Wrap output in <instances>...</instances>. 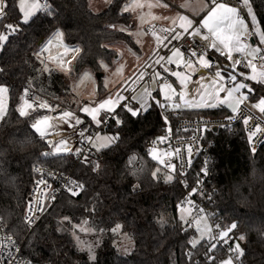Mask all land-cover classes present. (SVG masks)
I'll return each mask as SVG.
<instances>
[{
  "label": "trees",
  "instance_id": "16d2710c",
  "mask_svg": "<svg viewBox=\"0 0 264 264\" xmlns=\"http://www.w3.org/2000/svg\"><path fill=\"white\" fill-rule=\"evenodd\" d=\"M92 1L44 0L55 13L45 16L39 12L37 16L42 22L22 25L19 36L11 37L0 53V86L8 88L7 110L0 121L2 221L23 244L24 257L37 264H91L90 247L97 256L96 264H218L217 258L226 257L225 251L218 250L217 257H212L205 242L191 248L189 242L196 235L194 227L183 225L178 218L183 189L176 181L165 182L149 156V143L166 133L158 106L138 118L123 108L116 111L107 131L119 139L100 150L99 168L95 170L89 165H75L72 153L43 155L48 144L32 125L47 113L45 109L19 115L31 82L42 96L65 106L71 103L67 76L55 69L45 70L46 66L41 70L39 53L57 31L63 33L66 45L80 50L69 73L72 80L86 72L103 76L104 68L115 66L117 46L138 51L129 33L135 28L133 16L123 11L133 0H113L99 12L92 8ZM7 4L3 23H20L18 0H7ZM253 8L258 19L264 17V0H253ZM4 32L0 25V34ZM102 79L97 78L99 95L104 91ZM250 86L255 89L250 102L264 98V83L251 82ZM176 113L174 123L179 119L229 115L222 108L184 109ZM211 139L212 175L207 184L211 209L224 222L237 223L236 239L245 237L242 264H264V143L252 151L242 129L233 133L221 130L212 134ZM38 164L65 172L74 169V177L84 189L75 196H61L49 215L28 234L25 210L35 180L34 167ZM82 223L94 232L82 239L83 247L73 236V225ZM117 225L133 239V250L127 256L115 247L118 235L112 229ZM190 250L189 260L185 254Z\"/></svg>",
  "mask_w": 264,
  "mask_h": 264
},
{
  "label": "built area",
  "instance_id": "2783aa9c",
  "mask_svg": "<svg viewBox=\"0 0 264 264\" xmlns=\"http://www.w3.org/2000/svg\"><path fill=\"white\" fill-rule=\"evenodd\" d=\"M209 1V0H208ZM221 2L228 3L232 6L241 9V16L244 18L245 23L251 27L250 20L247 17L246 10H243L241 0H221ZM253 6V0H250ZM169 6L178 9V6L172 2H168ZM254 10V8H253ZM145 30L149 35L159 36L161 42L153 49V51L147 56V58L140 63L113 91L112 94L116 100L119 101V109L122 105H135L136 100L132 99L133 96H137L138 93L144 89H148L151 83H155L156 87L159 84H170L171 78L158 80V73L163 72L165 74L168 70L167 58L173 52L179 50L187 58L188 62L196 65L198 68L206 69L207 71L213 70L215 61L210 60L212 54L211 39L205 41L203 37H193L190 33L185 32L179 26L168 27L161 22H152L145 26ZM174 35H178L179 38L173 39ZM51 43L53 41L51 40ZM47 44H50L49 42ZM192 50H196L197 53L203 52L205 58L209 61L210 66L204 68L198 62V57L191 55ZM40 56H44V50L40 51ZM164 59H161V58ZM262 56L256 57L253 63L257 67H264V59ZM47 64L44 59L41 70L45 68ZM246 61L243 59L240 61V68L244 69ZM151 77V79H150ZM151 96L154 92L150 90ZM120 99H117V97ZM23 101L33 104V110L39 108L34 102L46 103L49 107L43 108L51 114L60 115L64 110L72 112L74 117H78L83 123L76 125L74 119H72L67 126L65 138L70 142V148L75 158V165L85 164L94 168V165H99L101 158L100 151H97L96 147H92L95 144L96 139L101 134H108L107 127L114 114H106L103 122L100 125H96L92 120L83 116L79 111L73 110L70 106H65L61 103L48 99L42 96L38 89L34 86V82H31L29 87L24 93ZM161 114H166L169 117L166 126V133L149 143V152H157L159 159L153 160L157 165V168L164 173L173 177L171 181H176L183 189V199L178 203V211L190 212L191 220L190 227H194L195 223L201 220L204 216L208 217L213 227V240L205 242L208 251L212 250L211 256L217 257L218 250L226 252L228 258H232V264H242L241 258L235 259V253H230L229 245H233L236 240L235 229L229 233V243L225 244L215 237L218 236L221 230H226L231 224L226 223L218 216V214L211 209L212 201L207 193V184L211 179V167H210V148L213 146L214 141L211 139V135L218 133L221 130H225L229 133H233L239 129H242L245 134V140L249 147L252 149L255 147V151L264 143V132L258 133L256 137L250 142L248 139L249 130H255V126H259L264 129V115L254 112L250 107L244 105L236 113H231L225 118H208V119H179L177 123L173 122V117L178 113L170 111L169 107L167 112L159 107ZM235 118L232 120L226 119L227 117ZM251 116L249 124H244L243 119ZM81 129L85 130L84 137L80 136ZM170 129V131H169ZM206 129V130H205ZM88 136H92L93 140L91 144L87 140ZM164 137L163 142H159V138ZM198 138V139H197ZM49 149L51 148L50 142L46 140ZM192 146V155L190 157L191 163H189V156L187 154V147ZM46 152H50V150ZM79 149L81 155H76L75 150ZM176 149L180 151L177 153ZM254 151V152H255ZM87 158V159H86ZM207 161V168L209 169L207 175L201 173V168L205 166ZM173 166L175 170H173ZM184 173L179 175V173ZM74 169L70 172L54 169L42 164H38L34 167L35 180L31 188L30 198L28 200L25 210V223L28 228V234L32 233L40 222L49 215L52 207L57 203L59 198L63 195H71L68 191L69 181L73 182L74 190L77 194L81 193L84 189L75 188V184L79 183L74 177ZM200 181V183H198ZM81 184V183H80ZM193 189L197 191L193 193ZM76 194V195H77ZM42 208V211L37 209ZM30 209L32 212L30 213ZM237 224V223H236ZM0 264H37L24 257L23 244L11 234L0 216ZM9 238L11 243H9ZM216 243L215 249H210L211 244ZM14 246V247H13ZM242 247L244 245L242 244ZM197 261V260H195ZM221 259L217 258V263Z\"/></svg>",
  "mask_w": 264,
  "mask_h": 264
},
{
  "label": "crops",
  "instance_id": "0c3cea01",
  "mask_svg": "<svg viewBox=\"0 0 264 264\" xmlns=\"http://www.w3.org/2000/svg\"><path fill=\"white\" fill-rule=\"evenodd\" d=\"M168 2H172L178 6V9H174L169 6ZM160 7L159 9H155L153 13V17L156 18L154 22H161L162 24L173 27L185 25L188 27V33H191L192 28L191 26L187 25V20H192L196 23L200 22L206 15L207 9L209 7L208 0H159ZM166 5V6H165ZM186 18V19H183ZM152 23V22H151ZM150 24V23H149ZM248 25L247 23H245ZM238 26V21L235 16L232 19V30H235V27ZM249 27V26H248ZM182 28V27H181ZM184 29V28H182ZM130 35L134 39L135 43L138 46V51H133L126 46L120 45L116 47V51L118 53V58L115 63V66L112 69L107 68L104 70V74L102 76V80L106 77L105 74L111 75V73L115 70L116 66L119 62L124 64L123 67L118 68L120 69V74L115 76L114 78H108L109 81L105 85L103 82L104 91L102 95H99V92L96 94L95 101L96 107L93 110L98 109L100 104H105V108L101 109L98 112V118H103L106 114H115L116 111L119 109V101L116 100L112 94V91L140 64L142 63L147 56L153 51V49L161 42V38L159 36L149 35L145 28L142 32L136 31L134 28L132 31H129ZM219 37L221 39L228 37L229 30L225 27H221L218 30ZM208 36L212 43H217L218 48L212 47V54L210 60H214L217 62L216 67L211 70L207 71L206 69L198 68L196 65L192 64L191 67L188 66V60L186 56L179 51L180 55L176 56L170 54L168 57H171V62L167 59V66L168 70L165 74L163 72L158 73V80L167 78L168 76L171 78L170 84H159L157 87L155 83H151L148 87V91L150 90L154 92V95L151 97L156 98L161 103L167 104L170 111L177 112L179 110L184 109H191V108H203V109H225L229 112V114L233 113L232 107L230 105L234 104L236 101V94L232 97H228L226 92L220 91L221 87L224 88H231L232 82L226 80L228 72L235 70V72L244 73L245 75H256L257 80H247L245 81L247 84L258 82L260 79L259 74L264 72V67L260 68L255 66V71L252 68L245 67L241 69L239 64H234L233 61H241L245 60L246 64L253 60L256 57L264 56V51L259 54L253 53L249 50L248 47H244L243 50L237 51L235 48H225L224 45L219 44V40L217 39L216 35H213L208 32L207 29H203L201 34L196 37L201 36ZM241 36L243 37V32H241ZM53 43L46 44L43 47L45 59L47 61L46 66H50L48 69H55L57 68L60 62H64V59H69V61L73 60V65H71V69L74 67V62L76 57L78 56L79 52L75 51V48H72L65 44L63 35L59 38L53 37ZM258 37L252 38L249 37L246 41L242 40V43L251 45L252 47H259L264 49V45H259L257 43ZM211 43V45H212ZM219 49V50H218ZM123 50V56L119 53V51ZM230 53L232 59L229 60L227 58V54ZM122 57H121V56ZM68 61V62H69ZM219 61V62H218ZM254 64V63H253ZM255 65V64H254ZM54 66V67H53ZM56 66V67H55ZM205 68V67H204ZM109 69V70H108ZM224 70L222 73V77H216L215 73L220 70ZM58 71V70H57ZM88 73V72H86ZM173 73H177V75H173ZM85 74V73H84ZM83 75V74H82ZM243 76H237V80H243ZM165 85H170L167 87ZM145 90V89H144ZM140 91L137 96L143 93ZM242 92L246 93V90H242ZM180 96H183L184 99L180 100ZM250 97V96H249ZM74 97H71L70 107L73 108L75 111H79L83 116L87 117L91 120V116L88 113L82 111L83 108L88 106L83 101L80 103L79 107L77 106L78 101L72 102ZM8 94L7 97L3 100L4 103L7 105ZM106 101L112 102L110 106L114 109V112H108L107 109L109 107ZM193 101L196 104H200L203 101L204 104H214L216 107H193L191 106ZM221 101H226L225 103L221 104ZM179 103L181 107L179 109L175 108V104ZM113 104L115 105L113 107ZM137 105V102L136 104ZM250 107L254 112H258L259 114H263L260 111H256L252 105L254 103L250 102L248 99L247 101L240 103L238 110L242 106ZM138 106V105H137ZM78 107V109H77ZM91 109V107H90ZM74 115V114H73ZM62 117V116H61ZM61 117L58 120H61ZM68 123L63 124V132H57L52 135L44 136L46 140L50 142L51 149L54 151V146L58 144L59 141L65 140L68 143V147H70V142L67 138H65V132L67 129ZM35 129V128H34ZM38 133V132H37ZM40 135V134H39ZM67 153V152H65ZM62 153V154H65ZM60 155V154H59Z\"/></svg>",
  "mask_w": 264,
  "mask_h": 264
},
{
  "label": "snow or ice",
  "instance_id": "6c2138e0",
  "mask_svg": "<svg viewBox=\"0 0 264 264\" xmlns=\"http://www.w3.org/2000/svg\"><path fill=\"white\" fill-rule=\"evenodd\" d=\"M106 2L111 3V0H106ZM242 3V7L243 10H246L247 13V17L250 20V24L251 27L249 28L248 25L245 24L244 18L241 16V9H238L235 6H232L228 3L225 2H221V0H209V7L207 9L206 15L205 17L198 23L192 21V20H187V25L191 26L192 31H191V35L193 37L199 36L201 34L202 28L203 29H207L209 33L216 35L217 39L219 40V44L224 45L225 48H235L237 51H241L243 50L244 47H248L250 51H252L253 53L259 54L262 51H264V49H261L259 47H252L251 45L248 44H244L242 43V40L246 41L249 37L255 38L258 37V41L257 43L259 45H264V27H258V24L260 25H264V17H261L258 19V15L254 12L253 10V6L250 2V0H241ZM156 6H160L159 3H157ZM166 6V5H165ZM8 7L7 4V0H0V25L3 26V28L5 29V32L3 34H0V53H2L6 47V45L8 44V42L10 41L11 37L13 36H19V34L22 32V25H27V26H31V25H35L38 23L39 21V17L37 16L38 12H44L45 16H50L53 15L55 13V9L50 7V4L48 2H45L43 4L34 2L31 5H25L23 0H21V10L23 12V18L22 21L20 23H17L15 25L13 24H4V18L6 17V9ZM133 7H140L139 4L134 5ZM131 9L129 8L128 5H125L124 7V11H130ZM233 16L236 17L237 21H238V26L235 27V30H232V19ZM186 19V18H183ZM42 22V21H39ZM114 27V26H113ZM182 28H184V31L187 32L188 31V27H186L185 25H181ZM221 27H225L229 30V35L226 38L221 39L219 37V33L218 30ZM121 31H124V29H120ZM241 32H243V37L241 36ZM63 35V33H61L60 31H57L54 36L59 38ZM173 39H177L179 38L178 35H174L172 37ZM203 39L205 41L208 40V36H204ZM49 43H51V41H49ZM213 48H218L217 43H212L211 45ZM219 50V49H218ZM76 52H79L80 50L77 48L75 49ZM173 55L179 56V50H177L175 53H173ZM191 55L193 57H198V62L201 66L207 68L210 66L209 61L205 58V55L203 52L197 53L196 50H192ZM227 58L229 60L232 59V56L230 53L227 54ZM161 59H164L163 57ZM169 60V62H171V57L167 58ZM261 59H264V56L261 57ZM234 64H240V61H233ZM188 66L191 67L192 66V62L189 61L188 62ZM245 67H249L252 68L253 71H255V65L249 61ZM45 70H47V68H45ZM224 72V70H220L217 71L215 73L216 77H222V73ZM173 75H177V73H173ZM237 76H243L244 79L243 80H237ZM260 79H259V83H264V72L259 74ZM226 80L231 81L232 82V87L231 88H224L221 87L220 91H224L226 92L228 97H232L234 94H236V101L234 104L230 105L232 107V111L233 113H236L238 111V107L240 103H243L245 101H247L249 99V96L252 95L255 92V89L252 88L249 84H247L245 81L247 80H257L256 75H245L244 73H240V72H235V70L228 72L226 77H224ZM151 79V77H150ZM167 87H170V85H165ZM242 90H246L245 92H242ZM8 91L7 87H0V93H6ZM117 99H120V97L118 96ZM132 99L137 101V105H128V104H124L122 105V108L124 110H126L132 117H141L143 115H145L150 109H152L153 107H160L164 110V113L167 112V108L168 105L161 103L159 100H157L154 97H151V94L149 93V91L147 89H145L143 91L142 94H140L139 96H133ZM184 97L180 96V100H183ZM226 101H221V104L225 103ZM39 108H48L49 106L46 103L43 102H34ZM105 103L109 104V107L107 109L108 112H114V109L110 106L109 101H106ZM193 107H216V105L214 104H204L203 101H201L200 104H196L194 101L192 103ZM181 107V105L179 103L175 104V108L179 109ZM252 107L254 108H258L259 111L261 113H264V98H260L258 100V102L254 105H252ZM25 108H33V104L32 103H28L27 101H25L24 106H22L19 109V115L20 116H26L27 112L25 111ZM105 108V104H100L98 109H90V108H83L82 111H84L85 113H88L91 116V119L93 121H95L96 123H101L103 122L102 118H98V112L101 109ZM3 114V109L2 107H0V115ZM118 116V114H117ZM235 117H227L226 119H228L229 121L234 119ZM61 119L65 120V122H70L72 119H74V122L76 125H79L81 123H83V121H81L78 117H74L72 112L66 111L62 114ZM162 119L165 121V124L167 126V122L169 120V117L166 114H162ZM250 119H252L251 116L244 118L243 119V123L244 124H249ZM118 123H122V121H117ZM41 125H44L45 127L50 126L49 125V118L47 116L43 117L42 120H38L35 124L32 125L33 128H35V130L37 132L40 133L41 137H44L46 135L45 131L42 130ZM206 130V129H205ZM170 131V129H169ZM264 132V129H261L259 126H255V130L250 129L249 130V136L248 139L251 142L253 140L254 137H256V135L258 133H262ZM80 136L84 137L85 134V130L81 129L80 131ZM119 137L113 136V137H105L104 140L102 142H100L98 145L93 144L92 147H96L97 151L103 150L105 148H108L111 146L112 143H114L116 140H118ZM164 137L159 138V142H163L164 141ZM198 139V138H197ZM87 140L89 141V143L91 144L93 137L92 136H88ZM73 150L68 147V143L65 140H61L58 142V144H56L54 146V151L52 152H45L43 153L44 156H55V155H59L65 152H72ZM180 150L176 149V152L178 153ZM187 154L189 156V163H191V155H192V146L189 145L187 147ZM252 151H255V147L253 146ZM75 154L76 155H81V152L79 149L75 150ZM87 159V158H86ZM99 165H94V170L98 169ZM173 170H175L174 166H173ZM209 169L207 168V161L205 162V166L201 168V173L203 175H207L208 174ZM184 173H179V175H183ZM155 175V173L153 174ZM173 179L172 176H168L165 179V182H169ZM198 183H200V181H198ZM73 182L69 181V187H68V191L71 193V195L75 196L77 194V192L74 190V187L72 186ZM138 187V186H136ZM75 188H79V189H83V184L77 183L75 184ZM135 190V188H134ZM197 190L193 189V193H195ZM43 209H37V211H42ZM30 213L32 212V209L29 210ZM65 219H67V217H65ZM237 224L233 223L231 224L226 230H221L218 234L217 237H215V239H218L219 241H222L225 244L229 243V233L232 232L234 229L237 228ZM3 225H0V228H2ZM120 228L119 225L116 226V228L112 229L113 232L117 231ZM244 236H240L239 240H244ZM203 239V236H201L199 239L197 238H193L192 240H190V245L191 248H196V246L200 243V240ZM9 243H11V240L9 238ZM98 247V245H96ZM14 247V246H13ZM217 247L216 243L211 244L210 249H215ZM123 251L125 253H127L129 251L128 248H124ZM229 251L230 253H235V259L239 260L243 255H244V250L240 247L239 243H235L234 246L233 245H229ZM186 257L190 260L192 257V252L191 250L189 252H187ZM209 259H212V257H209ZM89 260L91 262V264H96V260H97V256L95 255L93 248L90 247L89 248ZM224 264H232V258L230 257L229 260L225 261Z\"/></svg>",
  "mask_w": 264,
  "mask_h": 264
},
{
  "label": "rangeland",
  "instance_id": "374dc122",
  "mask_svg": "<svg viewBox=\"0 0 264 264\" xmlns=\"http://www.w3.org/2000/svg\"><path fill=\"white\" fill-rule=\"evenodd\" d=\"M112 1L113 0H111V2ZM23 2L25 5H31L34 2L43 4L44 0H23ZM157 3H159V0H133L128 5L129 8L131 9L130 11H124V8H123L124 12H128V13L132 14L136 31L142 32L147 24L156 21L155 20L156 18L153 17V13H154L155 9L158 10L160 7V6H156ZM109 4L110 3L106 2V0H93L92 1V8L95 11L99 12V11L105 10ZM137 4H139L140 7H133L134 5H137ZM18 8H19V11L21 12L22 18H23V12L21 10V0H18ZM258 27H259V24H258ZM119 53L122 55L124 52H123V50H121V51H119ZM40 59H41L42 66H43V62H44L45 57L40 56ZM63 61L64 62H60L58 64L56 70L65 74L67 76V78L70 80L71 90H72V96L71 97H74L72 102H76V100H77L78 101L77 106L79 107V105H80L79 101H80V103L83 101V103H86L88 108H90V107H91V109L95 108L96 107L95 97H96V94L98 93L97 75L96 74L94 75V74L88 72V73L81 75L78 79L72 80L69 73L71 71V65H73V60L71 59L69 61V59H64ZM123 66H124V64L122 62H119L118 65L116 66L115 70L111 73V75L106 73L105 74L106 77L103 80L104 84L105 85L107 84V82L109 81L108 78L111 79V78H114L115 76H118L120 74L119 73L120 69H118V68H121ZM46 67H47V69L50 68L49 65ZM107 68L108 67L104 68V70L105 69L107 70ZM103 74H104V72H103ZM0 87H5V86H0ZM7 94H8V91L6 93H0V107H2V109H3V114L0 115V121L2 120V118L5 115L6 110H7V105H6V103L3 102V100L7 97ZM257 102H254V104H256ZM24 104H25V102L23 101L22 104L20 105V108L22 106H24ZM114 106L115 105L113 104V107ZM78 107H77V109H78ZM201 109H203V108H191V110H201ZM254 109H256V111H259L258 108H254ZM25 111L28 113L29 112L28 108H25ZM64 112H66V110L61 112L60 115L51 114L50 112H47L43 116V117L47 116L49 118V125H50L48 127L41 125L42 130L45 131V133H46L45 136L52 135V134H55L57 132H63L62 127H63V124H65L66 122L63 119L58 120V118H60ZM43 117L39 118L38 120H42ZM103 119H104V117L102 118V120ZM93 122L96 125L101 124V123H96L95 121H93ZM67 123H69V122H67ZM38 134H40V133L38 132ZM105 137H113V136L108 135V134H101L96 139L95 145H98L100 142H102ZM49 150H50V152H52L51 148ZM149 156L155 161H157L159 159V155L157 152L150 151ZM157 173L164 180L166 179V177L169 176V174L164 173L160 169H157ZM155 175L157 176V174H155ZM178 218L182 222L183 225H185L187 227L191 226V224H190V220H191L190 212L179 210L178 211ZM194 230L196 232V235L194 238L199 239L201 236H203V239L200 240L199 244L213 240V227H212V224H211L208 217L204 216L201 220L197 221L194 225ZM115 232L118 235L117 240L115 242L116 249L123 256L129 255L133 250V239L127 233L122 232L121 227ZM91 234H94V232H93V230H91L87 226L86 223L73 225L74 239L81 247L84 246L82 239L86 238L87 236H89ZM244 242H245V240H236L233 243V246L235 243H239L240 247L243 249L242 244L244 245ZM124 248H128L129 251L127 253H125L123 251ZM227 260H229V258L226 256L223 259H221L219 264H224V262Z\"/></svg>",
  "mask_w": 264,
  "mask_h": 264
},
{
  "label": "water",
  "instance_id": "95a60500",
  "mask_svg": "<svg viewBox=\"0 0 264 264\" xmlns=\"http://www.w3.org/2000/svg\"><path fill=\"white\" fill-rule=\"evenodd\" d=\"M102 77V74H97V78H101Z\"/></svg>",
  "mask_w": 264,
  "mask_h": 264
}]
</instances>
